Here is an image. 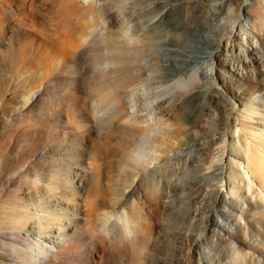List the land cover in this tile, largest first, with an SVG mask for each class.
<instances>
[{"label":"rangeland","instance_id":"obj_1","mask_svg":"<svg viewBox=\"0 0 264 264\" xmlns=\"http://www.w3.org/2000/svg\"><path fill=\"white\" fill-rule=\"evenodd\" d=\"M231 1L216 13L219 0H0V264H243L211 216L243 201L251 247L230 241L264 260V201L231 165L244 160L233 145L264 131V26L225 52L244 0ZM124 13L150 35L160 85L185 81L162 96L163 126L137 115L145 135L117 119L134 111L129 70L145 61L138 38L112 36ZM235 54L248 60L239 77ZM219 156L235 196L213 175Z\"/></svg>","mask_w":264,"mask_h":264},{"label":"bare ground","instance_id":"obj_2","mask_svg":"<svg viewBox=\"0 0 264 264\" xmlns=\"http://www.w3.org/2000/svg\"><path fill=\"white\" fill-rule=\"evenodd\" d=\"M103 1V0H102ZM119 1V0H112V2ZM220 3L212 7L213 12H223L226 13L228 11L232 12L230 9L232 6L231 0H219ZM111 3V2H110ZM242 7L238 9V20L236 19L235 22H231L230 25L227 27V38L226 42L224 43V50L225 52H232L236 48V39L238 37L240 38L239 34H241L244 37L246 36H252L253 37V31L255 30H261L264 26V0H244L242 2ZM121 4H119L120 6ZM156 5H161V3H158ZM107 6L106 3H101L100 7L101 10H99L98 18L104 19V23H107L106 17L107 14L105 12V7ZM164 7H167V4L163 5ZM174 8L172 6L167 7V11L163 14V16L160 17V20H164L165 17L170 13L171 10ZM110 16V15H109ZM120 19V18H119ZM178 19L174 18V22H176ZM126 22L127 26L123 34L119 35H112L113 38H119L122 43L128 48H131L130 41L134 38H138V40L142 43L139 50L144 54V63L140 65V63H135L132 65L131 69L129 70V78L130 82L126 84V87L132 88V90L128 91L130 93L129 95L132 96V99L129 101L132 104V108H134V111L132 113L127 112L124 116H122L119 111L117 112V115L119 118L117 119H130L135 122H145V126H140L142 130V134L145 135L149 130L153 127V124H149L148 120H141L143 119L142 116H137L139 113H141L144 109H149L150 114H154V121H156V124L163 126L165 124V110L161 109L162 104V96L165 94H172L169 95L170 97H174L177 94L176 88L178 86H181L184 84V80L180 78H176V80H170L169 82L164 83V86L160 85L159 76L156 74H153L149 72L151 70V67H158V58L154 54L153 48H151V39L150 35L144 30L139 29L138 27V20H135V26L131 30L127 27L130 26V18L127 13H124L121 16V19L119 23ZM111 25V24H109ZM152 25V24H151ZM104 29H106L105 24H103ZM152 26H155L152 25ZM109 35V33H107ZM253 40V39H251ZM216 50H221V41L216 42ZM260 45L262 48H264V39L262 42H260ZM251 48L250 50L247 49V53H253L254 51ZM217 55L215 54V57ZM237 57V65H232L229 68L228 75L230 76H241V70L243 69V66L248 65L247 56H240L238 54H235ZM241 62L240 63V58ZM255 61L259 62V59H255ZM112 69L109 67L108 72L110 73ZM149 72V73H148ZM216 73L219 71H215ZM213 74V72H211ZM212 78V77H211ZM135 86H140L138 89L135 88ZM119 87H122L120 85ZM215 90V89H213ZM121 95L125 96L124 92H120ZM112 95L115 96V98L118 101V93L115 91L112 92ZM118 95V96H117ZM109 98H105L104 101H108ZM147 99L146 105L143 104V100ZM207 99L213 102L214 100L217 101L214 96H207ZM228 102V101H225ZM249 109V108H248ZM251 111V109H249ZM167 114V113H166ZM116 116V114H114ZM167 116V115H166ZM237 120V119H236ZM168 121V120H167ZM161 128V127H160ZM256 132V131H255ZM237 133V132H236ZM142 137V136H140ZM249 138H245L244 142H239L237 144H234V151L241 150L242 156L244 158L243 161H235L232 160L231 165H237L238 166V173L237 175H240L243 180L247 182V190L250 191L251 187L254 186L257 189V192H259V196L264 201V131L262 134H255L252 137V143L253 146L249 145ZM261 140V141H260ZM248 141V142H247ZM244 146V147H242ZM260 147H263V149H259ZM187 148V147H186ZM191 148V147H190ZM188 148V150L190 149ZM196 148V147H194ZM186 150V149H185ZM185 150H181L179 153L182 154L185 152ZM191 150V149H190ZM189 150V151H190ZM250 150L253 151L254 155H251ZM188 154V153H187ZM258 158H261L259 160H256L254 157L257 155ZM240 156V154H237ZM217 159V158H216ZM215 159V160H216ZM218 163L214 166L213 169V175L216 177V180L218 183L222 184H229L232 186L230 188V194L233 196L236 195V193L233 191L235 181L238 182L237 179H240L236 176L235 172L233 170H230L229 173H225V170L227 169V166L222 162V157L219 156L217 159ZM213 161V160H212ZM241 179V180H242ZM256 182H255V181ZM248 208V205L245 201L240 203L238 207V212L233 214L225 213V209L215 210L211 213L212 217H216L219 219V222L216 224L217 227H219V231L221 232L223 238L228 240V242L231 244V247L234 248L236 251L242 253L241 261L243 264H264V260L260 258V256H255V252L250 251L248 248L242 247V245H249V243L246 241L247 239H251L252 234L248 231V225L243 221L241 215L243 212H245ZM109 232V228L105 229ZM215 231V229H213ZM243 234L241 236L240 234ZM30 236V235H28ZM241 236V237H240ZM11 237H15L14 234L11 235ZM232 237H239L240 244L232 243L230 240ZM16 239V238H15ZM235 240V239H234ZM238 243V242H237ZM258 243V242H257ZM15 247L18 246L16 242H14ZM31 245V244H30ZM36 245V244H35ZM33 244L29 247V250L32 252V257H36L37 255L34 254ZM251 247V246H250ZM254 248V247H253ZM255 249H257L255 247ZM49 254L44 253L45 258L48 257ZM51 256V255H50Z\"/></svg>","mask_w":264,"mask_h":264}]
</instances>
